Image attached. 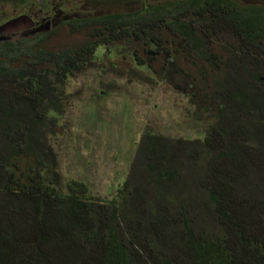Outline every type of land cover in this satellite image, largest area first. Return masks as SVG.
<instances>
[{
    "label": "trees",
    "instance_id": "trees-1",
    "mask_svg": "<svg viewBox=\"0 0 264 264\" xmlns=\"http://www.w3.org/2000/svg\"><path fill=\"white\" fill-rule=\"evenodd\" d=\"M160 8L159 61L123 37L142 13L67 24L63 46L49 31L0 43V264H264V7ZM124 42L137 67L183 76L206 134L147 130L118 195L103 199L64 182L51 138L69 77Z\"/></svg>",
    "mask_w": 264,
    "mask_h": 264
},
{
    "label": "rangeland",
    "instance_id": "rangeland-1",
    "mask_svg": "<svg viewBox=\"0 0 264 264\" xmlns=\"http://www.w3.org/2000/svg\"><path fill=\"white\" fill-rule=\"evenodd\" d=\"M80 4L83 10L69 15L89 20L124 7L138 8L142 1L123 7L99 0ZM57 36L62 46L72 42L67 25ZM135 49L125 42L101 47L83 71L69 77L65 112L58 115L51 138L64 182L82 181L103 199L118 195L147 130L186 139L206 134V126L191 118L183 76L162 80L152 70L137 67Z\"/></svg>",
    "mask_w": 264,
    "mask_h": 264
},
{
    "label": "flooded vegetation",
    "instance_id": "flooded-vegetation-1",
    "mask_svg": "<svg viewBox=\"0 0 264 264\" xmlns=\"http://www.w3.org/2000/svg\"><path fill=\"white\" fill-rule=\"evenodd\" d=\"M81 0H0V43L14 38L23 36H34L43 32H59L62 27L75 21L86 20L82 16L76 15L77 18H72L69 13L75 11L79 13L82 11ZM98 1V0H94ZM101 2H109L111 4L129 5L130 2H141L142 4L138 8L129 9L128 7L122 8L120 12H107L95 15V19L104 16H114L117 14L128 15L130 13H142L146 14L148 22L141 25H136L137 32L134 30L123 31V37L126 39H136V47L138 54L145 51V60L159 61L162 58L159 47L162 42V30H161V8L160 6L165 2H176L178 0H125L114 2L113 0H99ZM180 1V0H179ZM238 3L245 5H255L264 7V0H234ZM176 11L173 9L171 12ZM27 17L31 20V26L17 31H3V27L17 18ZM91 18L90 20H92ZM96 26V24L94 23ZM135 27V25H130ZM127 27V25H126ZM125 27V28H126ZM167 44H171L169 40H166ZM175 44V43H174ZM135 56V53H134ZM136 61L137 57L135 56Z\"/></svg>",
    "mask_w": 264,
    "mask_h": 264
},
{
    "label": "water",
    "instance_id": "water-1",
    "mask_svg": "<svg viewBox=\"0 0 264 264\" xmlns=\"http://www.w3.org/2000/svg\"><path fill=\"white\" fill-rule=\"evenodd\" d=\"M31 26V20L27 17L17 18L7 23L3 27V31L17 32Z\"/></svg>",
    "mask_w": 264,
    "mask_h": 264
}]
</instances>
